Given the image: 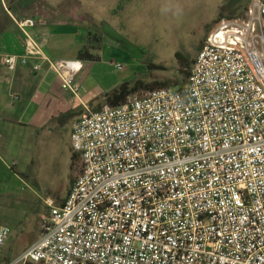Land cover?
I'll list each match as a JSON object with an SVG mask.
<instances>
[{
  "label": "built area",
  "instance_id": "obj_1",
  "mask_svg": "<svg viewBox=\"0 0 264 264\" xmlns=\"http://www.w3.org/2000/svg\"><path fill=\"white\" fill-rule=\"evenodd\" d=\"M14 19L25 51L3 63L35 60L80 98L84 62ZM71 140L80 172L16 264H264V0L216 24L185 85L88 110ZM10 234L0 224V255Z\"/></svg>",
  "mask_w": 264,
  "mask_h": 264
},
{
  "label": "crops",
  "instance_id": "obj_2",
  "mask_svg": "<svg viewBox=\"0 0 264 264\" xmlns=\"http://www.w3.org/2000/svg\"><path fill=\"white\" fill-rule=\"evenodd\" d=\"M44 1L58 8L54 1ZM77 2L75 9L70 7L63 9V12L58 8V13H63L59 19L51 18L54 13L47 8L44 9L46 15L29 14V17L35 16L37 21L36 26L30 29L31 34L53 58L79 59V53L87 47L90 34L94 32L93 27L82 21V3L81 0ZM2 5L8 10L11 19L4 13L1 16V20L7 17L8 23L0 32V187L5 193L15 194L19 198L30 199L23 194L26 189L39 198L36 193L45 184V180L41 178V172H35L36 167L41 165L43 153L44 156L47 153L50 155L47 165L50 171L54 172L60 167L55 150L60 143L64 145L61 159L67 165L72 161L75 168L70 182L61 191L47 189L49 193L44 196L43 202L49 215L44 213L42 201L37 202L38 205L33 203L30 207L37 213L35 235L30 241L21 242L23 227L21 233L15 234L9 226L11 234L2 248L0 261L1 264H12L38 239L44 224L50 218L46 200L51 198L56 204H63L77 177L81 156L72 145L73 125L88 110H100L107 105L104 94L124 81L109 82L110 78L100 66L103 63L102 51L96 52L92 47L89 48V53L97 59L82 60L84 67L78 76L83 85L80 98L61 87L53 70L45 67L42 71H34L32 65L35 60H30L28 64L19 62L16 69L10 70L3 63L4 57L24 54L25 44L24 36L15 22V16L7 8L6 0H1L0 7ZM87 82L92 84L91 88L85 86Z\"/></svg>",
  "mask_w": 264,
  "mask_h": 264
},
{
  "label": "rangeland",
  "instance_id": "obj_3",
  "mask_svg": "<svg viewBox=\"0 0 264 264\" xmlns=\"http://www.w3.org/2000/svg\"><path fill=\"white\" fill-rule=\"evenodd\" d=\"M52 1L57 3L59 10L70 7L75 9L78 4L77 0ZM224 2L225 0H81L80 11L84 15L82 21L94 28L87 46L96 52L102 51L103 63L100 66L110 78L109 82L142 80L145 83H166L168 87H176L186 84L183 61L191 63L195 60L209 31L216 26L215 22L221 15ZM45 8L46 2L41 0L30 16L44 15ZM62 15L59 12L49 16L59 19ZM115 62L123 64V69H116L113 66ZM149 64L156 67L151 69ZM85 86L91 88L92 84L87 82ZM149 91L151 90H143L131 97H142ZM63 146L60 143L55 148L60 167L54 172L47 166L50 159L48 148L46 156L44 153L41 155V165L36 167L35 172H41L45 184L36 193L39 198L34 197L27 189L23 194L30 199L19 198L15 194L5 193L0 187V224L10 226L15 234L21 233L23 227L22 243L30 241L35 235L37 213L30 207L33 203L42 201L44 209H41L49 215L43 202L44 196L49 193L47 189L61 191L74 173L72 161L67 165L61 159ZM80 167L79 162L78 174Z\"/></svg>",
  "mask_w": 264,
  "mask_h": 264
},
{
  "label": "trees",
  "instance_id": "obj_4",
  "mask_svg": "<svg viewBox=\"0 0 264 264\" xmlns=\"http://www.w3.org/2000/svg\"><path fill=\"white\" fill-rule=\"evenodd\" d=\"M6 2H7V8L10 9L11 13L16 18L25 19V18H28L32 10L41 3V0H6ZM250 2L251 0H225L221 8V15L216 20L215 23L220 22L223 18L233 19V18L244 16ZM0 5H1V0H0ZM46 5H47V9H49L50 12L54 14L58 13V8H55L54 6L47 4V2H46ZM3 13L6 14L9 17V19H11L8 13V10L2 5V7H0V32L5 29V26L8 23L7 17L5 20H1V16H3ZM34 17L35 16L31 18H34ZM202 46H203V43L200 46V50ZM179 57L181 58L180 55ZM85 58L93 59V60L97 59L96 56L89 53L88 46L85 47L79 53V59L83 60ZM194 61L195 60H192L191 63H187L183 61V64H184L183 71L185 73L184 81L186 83L188 82V79L190 77ZM149 67L152 69L156 66L154 64H149ZM168 86L169 85L166 83H145L142 80H136L134 82L125 81L119 84L118 86H116L114 89L110 90L109 92H106L104 94V97L106 99L107 105L119 106V105L124 104L129 99V97H131L132 95L138 94L139 92L143 90H153V89H156L157 87H168Z\"/></svg>",
  "mask_w": 264,
  "mask_h": 264
}]
</instances>
